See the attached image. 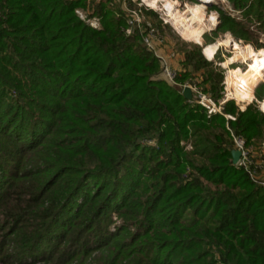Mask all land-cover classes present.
<instances>
[{
	"label": "trees",
	"instance_id": "trees-1",
	"mask_svg": "<svg viewBox=\"0 0 264 264\" xmlns=\"http://www.w3.org/2000/svg\"><path fill=\"white\" fill-rule=\"evenodd\" d=\"M229 2L264 33V0ZM109 4L0 0V264H264V188L231 156L233 137L259 150L264 115L219 105L197 49L220 112L187 101Z\"/></svg>",
	"mask_w": 264,
	"mask_h": 264
},
{
	"label": "rangeland",
	"instance_id": "rangeland-1",
	"mask_svg": "<svg viewBox=\"0 0 264 264\" xmlns=\"http://www.w3.org/2000/svg\"><path fill=\"white\" fill-rule=\"evenodd\" d=\"M86 6L85 10H76L79 14L75 13L81 18L86 19L89 15H92L98 9V4L101 0H85ZM176 2V3H175ZM172 3H175V13L187 12V6H194L199 3V0H167L164 3V0H160L157 6L146 3L144 0H110L108 5L113 11L112 14L114 17L123 18L126 21L127 28L125 30L126 35H133L134 30L137 29L139 32L143 33L142 44L145 49L152 53L160 63V73L157 76L159 80H163L170 85L177 87L182 90L185 87L191 89L192 99L196 100L199 103L201 96L208 98L212 103L213 101L209 98V95L203 93V88H209L208 84L206 86L201 85L202 77L200 76L203 70L195 71V66L187 65L185 62L186 54L192 53L199 50V56L205 62H210L212 64V69L214 76L216 78L218 86H220V91L217 95L223 93L225 97V92L228 96L232 97L233 103L239 109V111H244L247 107L251 106L257 112H260L264 115V110L261 105L264 101V76L260 78L257 83L256 88L253 91V100L251 102L243 101L237 96L233 95L230 85L227 81V75L230 70L241 68L244 72L248 71L249 61L247 64L242 61L231 63L225 66L228 60H231L235 56V52L231 48L219 47L213 60H210L205 54L203 49L206 46L216 44L219 41L226 39L228 36L240 46H251L253 49L260 51L264 50V33L263 30L258 26L259 23L254 18H248V22L245 18L242 17L239 11H235L230 5L229 0H215L214 2L201 6L202 10L206 13L209 19L216 17V23L212 27L205 29L199 44L185 40L176 30L171 18L167 14L163 6L168 9ZM187 16V14H186ZM87 22H93L96 25V28L100 27L99 20L97 18H91L86 20ZM243 23L247 32L242 31L234 23ZM89 24V23H88ZM153 31L151 35V44L152 48L147 46L144 42L146 34ZM240 32H242L240 34ZM245 33V34H243ZM130 43L136 44L137 49L142 48L140 42L136 38H131ZM143 49V48H142ZM196 53L194 60L199 58ZM160 58V59H159ZM164 64L168 67L169 71L173 73V79L169 80L164 75ZM191 72L188 76L184 78V81L177 83L176 78L179 77L184 71ZM219 88V87H218ZM227 96V98H228ZM224 99V98H223ZM190 100V101H191ZM216 105L215 103H213ZM216 107H219L217 105ZM220 108V107H219ZM220 112V109H219ZM226 118L234 120L231 116H226ZM233 149H239L238 144L241 142V147L244 152V155L241 157L239 163L236 165L239 168H243L245 171H248L255 181L258 182L264 188V163L262 158L264 156V142L259 147V150L253 148L244 147V139L241 137H233ZM148 145L154 146V141H148ZM186 150H190V146H185ZM112 225H110V230L114 231L116 226L121 225V221L112 216ZM64 246V245H62ZM67 245L62 249H66ZM79 260V259H78ZM90 260V259H89ZM88 262H81L78 264H88ZM74 262L73 264H76ZM26 264H44L40 260L32 261V259H27Z\"/></svg>",
	"mask_w": 264,
	"mask_h": 264
},
{
	"label": "bare ground",
	"instance_id": "bare-ground-1",
	"mask_svg": "<svg viewBox=\"0 0 264 264\" xmlns=\"http://www.w3.org/2000/svg\"><path fill=\"white\" fill-rule=\"evenodd\" d=\"M146 3L157 6L160 0H144ZM167 0H164V3ZM215 0H199V3L194 6H187V12L175 13V3L166 9L167 14L171 18V22L178 31V33L187 41L199 44L203 35V31L208 27H213L216 23V17L209 19L201 6L208 5ZM187 14V16H186ZM214 28V27H213ZM219 47L231 48L235 52L234 58L228 60L225 66L242 61L249 64L248 71L244 72L241 68L230 70L227 81L230 85L233 95L237 96L243 101L251 102L253 100V91L257 86L260 78L264 76V50L257 51L251 46H240L233 41L231 37L217 42L216 44L206 46L203 51L204 54L213 60ZM264 110V101L261 105Z\"/></svg>",
	"mask_w": 264,
	"mask_h": 264
},
{
	"label": "built area",
	"instance_id": "built-area-1",
	"mask_svg": "<svg viewBox=\"0 0 264 264\" xmlns=\"http://www.w3.org/2000/svg\"><path fill=\"white\" fill-rule=\"evenodd\" d=\"M77 14L78 11H76ZM81 17V16H80ZM82 18V17H81ZM89 23V25L93 28H96V24L93 23V22H87ZM153 31H149L147 34H146V38L144 39V42L147 44V46L151 47L152 48V44H151V35H152ZM153 49V48H152ZM160 59V58H159ZM164 76L166 78H168L169 80H172L173 79V73L169 71L168 67L166 66V64H164ZM225 97L223 99V101L221 103H219V105H222L224 102L228 101V100H232L233 98L228 96V94L225 92ZM228 96V98H227ZM199 104L204 106L206 109H207V113L208 115H211V114H214V113H217L219 112V107H216V105H214L208 98L204 97V96H201L200 100H199ZM238 148L239 150H241L242 152V156L244 155V152L242 150V147H241V142L240 144H238Z\"/></svg>",
	"mask_w": 264,
	"mask_h": 264
},
{
	"label": "water",
	"instance_id": "water-1",
	"mask_svg": "<svg viewBox=\"0 0 264 264\" xmlns=\"http://www.w3.org/2000/svg\"><path fill=\"white\" fill-rule=\"evenodd\" d=\"M182 96L187 100V101H190L192 99V92H191V89L188 88V87H185L183 90H182ZM231 156H232V165L233 166H236L241 157H242V152L241 150L239 149H233L231 151Z\"/></svg>",
	"mask_w": 264,
	"mask_h": 264
}]
</instances>
